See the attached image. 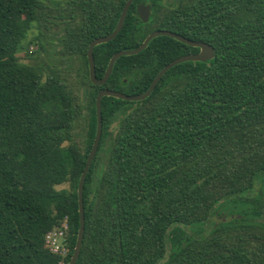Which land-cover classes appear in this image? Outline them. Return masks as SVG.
<instances>
[{
  "label": "trees",
  "instance_id": "16d2710c",
  "mask_svg": "<svg viewBox=\"0 0 264 264\" xmlns=\"http://www.w3.org/2000/svg\"><path fill=\"white\" fill-rule=\"evenodd\" d=\"M125 1L0 0V264L68 263L98 91L144 92L165 64L199 50L158 35L116 59L103 86L93 84L88 45L113 30ZM139 1L117 35L94 46L97 77L113 53L137 47L153 29L207 42L214 56L172 66L142 100L102 96L75 264H264V219L257 221L264 206V0H146L154 6L147 23L134 14ZM34 28L39 33L28 38ZM43 28H59L60 52L85 66L83 146L75 89L58 69L44 75L42 65L18 56H31L32 43L42 49ZM105 138V166L92 188ZM64 222L62 256L45 235Z\"/></svg>",
  "mask_w": 264,
  "mask_h": 264
},
{
  "label": "water",
  "instance_id": "95a60500",
  "mask_svg": "<svg viewBox=\"0 0 264 264\" xmlns=\"http://www.w3.org/2000/svg\"><path fill=\"white\" fill-rule=\"evenodd\" d=\"M131 2H132V0H127L125 2V5H124V7L121 11L120 17L118 19V22H117L115 28L113 29V31L111 33H109L107 35L96 37L89 43V46L87 49V61H88V67H89V79L92 83H94V84L105 83L107 81L108 77L110 76L113 64L117 58H119L122 55H132V54H136V53L140 52L141 50H143L146 47L147 43L153 37L158 36V35H167V36L176 38L177 40L184 42L188 45L198 47L199 51L196 53L181 55L179 57L174 58L173 60H171L167 64H165L158 71V73L153 78V80L149 84L148 88L144 92L130 95V94L123 93L121 91L105 88V89L100 90L97 93L96 99H95V109H96L95 135H94V139H93L91 148H90L89 153H88L87 158H86V163H85L83 171L80 175V178L78 181V188H77L79 227H78V231H77V238H76L74 250H73V253H72L67 264H75L76 263V260L79 256V252H80L81 245H82V239H83V234H84V223H85L84 207H83V187H84V182H85V178H86V175L88 173L89 167H90L91 162H92V160H93V158L97 152L98 145L100 143V138H101V133H102V119H101V98H102V96H104V95L113 96V97L128 100V101L142 100L150 94V92L154 89V87L156 86V84L159 81V79L161 78V76L172 66H174L178 63L184 62V61H207V60L213 58V56H214V48L207 42L190 39V38H187L181 34H178L176 32L170 31V30H163V29L155 30V31L150 32L144 38V40L140 43L139 46H137L133 49L119 50V51L115 52L109 58V61H108V64H107V67L104 71L103 76L101 78H97L95 76V73H94L93 48L95 45L110 41L111 39H113L116 36V34L119 32V30L122 27L126 11H127L128 6L130 5ZM148 8H149V6L147 4H142L139 7V10L141 11V18L143 20H145L148 16V13H149Z\"/></svg>",
  "mask_w": 264,
  "mask_h": 264
},
{
  "label": "rangeland",
  "instance_id": "374dc122",
  "mask_svg": "<svg viewBox=\"0 0 264 264\" xmlns=\"http://www.w3.org/2000/svg\"><path fill=\"white\" fill-rule=\"evenodd\" d=\"M39 33L38 28L32 29L28 33V38H32L33 35ZM42 35L40 38V44H42V49L39 47V43L35 44L32 43L29 45V51H32L33 54L31 56H27L26 53L23 51L18 53L20 57V61L24 63L42 65L44 67V75L53 69H58L63 77L66 78L67 82L75 89L76 94L79 98V104L81 107V115L79 117L78 122V141L80 145H84L85 139V130H86V116H87V109H86V93L87 88L89 87L87 78H86V71L84 70L85 66L82 62L81 58L78 57H66L60 52V44L57 40V35L60 34L59 28H50L48 30L42 29ZM123 92H128L127 87H123L121 89ZM108 148V140L107 138L104 139L102 143V148L98 153V160L94 167L93 178L91 187L95 188L97 182L99 180L100 174L105 166V151ZM57 188L61 187H68V183H63L61 185H57ZM264 219V206L262 207V215L257 219V221H262ZM65 223V222H64ZM55 232V239L57 244H63V237L65 233L59 235L58 231L59 228L52 229ZM67 252L66 249H63V253Z\"/></svg>",
  "mask_w": 264,
  "mask_h": 264
},
{
  "label": "flooded vegetation",
  "instance_id": "af4514ba",
  "mask_svg": "<svg viewBox=\"0 0 264 264\" xmlns=\"http://www.w3.org/2000/svg\"><path fill=\"white\" fill-rule=\"evenodd\" d=\"M127 1V0H126ZM125 1V2H126ZM134 0H132V2H133ZM125 2H124V4H123V6H122V8H121V10H120V13H119V16H118V19H119V17H120V14H121V11H122V9H123V7H124V5H125ZM132 2L130 3V5L128 6V9H127V11H126V14H125V18H126V15H127V12H128V10H129V8H130V6H131V4H132ZM142 4H147L148 6H149V8H148V10H149V13H148V16H147V18L145 19V20H143L142 18H141V11L139 10V7L142 5ZM134 14H136V16L143 22V23H147V22H149L151 19H152V17L154 16V6L149 2V1H146V0H141V1H139L137 4H136V6H135V13ZM125 18H124V21H125ZM118 19H117V22H118ZM124 21H123V23H124ZM117 22H116V24H117ZM116 24H115V26H116ZM122 26H123V24H122ZM115 28V27H114ZM113 28V29H114ZM122 28V27H121ZM121 30V29H120ZM119 30V31H120ZM155 30H161V29H153V30H151L150 32H152V31H155ZM163 30H168V29H163ZM113 31V30H112ZM111 31V32H112ZM171 31V30H170ZM110 32V33H111ZM149 32V33H150ZM148 33V34H149ZM109 34V33H108ZM147 34V35H148ZM179 34V33H178ZM107 35V34H106ZM117 35V34H116ZM146 35V36H147ZM103 36V35H102ZM145 36V37H146ZM186 37V36H185ZM188 38V37H187ZM176 39V38H175ZM93 40V39H92ZM91 40V41H92ZM144 40V39H143ZM90 41V42H91ZM179 41V40H178ZM181 42V41H180ZM184 43V42H183ZM186 44V43H185ZM140 45V44H139ZM138 45V46H139ZM188 45V44H187ZM89 46V45H88ZM194 47V46H193ZM131 49H133V48H131ZM121 50H126V49H121ZM119 51V50H118ZM199 51V50H198ZM197 51V52H198ZM117 52V51H116ZM196 53V52H195ZM114 54V53H113ZM112 54V55H113ZM187 54H190V53H187ZM111 55V56H112ZM183 55H185V54H183ZM123 56V55H122ZM181 56V55H180ZM86 57H87V52H86ZM121 57V56H120ZM179 57V56H178ZM118 59V58H117ZM173 60V59H172ZM109 61V60H108ZM116 61V60H115ZM108 64V63H107ZM113 66H114V64H113ZM107 67V66H106ZM89 68V67H88ZM106 69V68H105ZM112 69H113V67H112ZM105 71V70H104ZM112 72V71H111ZM94 73H95V62H94ZM158 73V72H157ZM104 74V73H103ZM111 74V73H110ZM96 76V75H95ZM103 76V75H102ZM101 76V77H102ZM97 77V76H96ZM101 77H97V78H101ZM109 78V77H108ZM106 83V82H105ZM105 83H103V84H105ZM94 84V83H93ZM103 84H95V85H98V86H103ZM126 85H129V82H127L126 84H125V86ZM105 88H107V87H102L100 90H102V89H105ZM109 89V88H108ZM99 90V91H100ZM113 90H115V89H113ZM98 91V92H99ZM117 91H120V90H117ZM121 92H123V91H121ZM123 93H126V92H123ZM126 94H130V93H126ZM136 94H138V93H136ZM130 95H132V94H130Z\"/></svg>",
  "mask_w": 264,
  "mask_h": 264
},
{
  "label": "built area",
  "instance_id": "2783aa9c",
  "mask_svg": "<svg viewBox=\"0 0 264 264\" xmlns=\"http://www.w3.org/2000/svg\"><path fill=\"white\" fill-rule=\"evenodd\" d=\"M59 235H62V233H65L66 229H67V225L66 223H63V225L61 227H59ZM55 232H53V230H50L46 233L45 235V243L46 246L49 248V250L53 253H57L60 255H65L63 253V249H66L65 244H64V237H63V244H57L56 243V239H55Z\"/></svg>",
  "mask_w": 264,
  "mask_h": 264
}]
</instances>
